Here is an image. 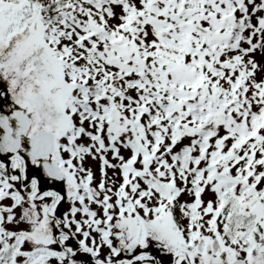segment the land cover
Returning a JSON list of instances; mask_svg holds the SVG:
<instances>
[{
  "label": "snow or ice",
  "instance_id": "obj_1",
  "mask_svg": "<svg viewBox=\"0 0 264 264\" xmlns=\"http://www.w3.org/2000/svg\"><path fill=\"white\" fill-rule=\"evenodd\" d=\"M0 264H264V0H0Z\"/></svg>",
  "mask_w": 264,
  "mask_h": 264
}]
</instances>
